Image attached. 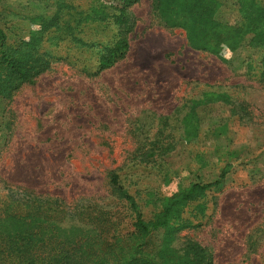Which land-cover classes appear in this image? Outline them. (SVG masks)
Listing matches in <instances>:
<instances>
[{"label": "rangeland", "instance_id": "rangeland-1", "mask_svg": "<svg viewBox=\"0 0 264 264\" xmlns=\"http://www.w3.org/2000/svg\"><path fill=\"white\" fill-rule=\"evenodd\" d=\"M160 1L157 12L150 0L128 6L133 25L126 57L88 77L82 69H94L102 47L93 43L107 45L123 31L82 25L74 36L89 43L83 46L71 37L59 40L56 28L42 33V20L54 19L60 7L61 14L77 15L91 4L119 0H0V28L9 43H23L31 55L39 49L65 58L22 85L7 106L0 102V119L12 122L0 177L65 204L50 224L16 222L12 230L29 229L35 242L62 238L67 252L87 253L85 264L133 258L131 264H174L189 257L193 245L206 263L264 264L258 55L248 47L231 53L223 46L219 55L196 49L200 37L189 42L188 30L177 26L187 19L166 13L179 2L166 8ZM207 1L214 13L204 16L225 28L240 26L238 0ZM110 172L122 191L109 184ZM223 173L216 187L174 204L194 184L213 183ZM167 208L165 226L145 237L136 233L138 216L154 221Z\"/></svg>", "mask_w": 264, "mask_h": 264}, {"label": "trees", "instance_id": "trees-1", "mask_svg": "<svg viewBox=\"0 0 264 264\" xmlns=\"http://www.w3.org/2000/svg\"><path fill=\"white\" fill-rule=\"evenodd\" d=\"M57 4L58 1L54 0ZM139 0H119L116 5H106L99 3L91 4L87 11H79L77 15L69 13L61 14L58 9L57 14L47 23L42 20V33L48 27L57 31V38L71 37L74 43H80L83 46H89L84 43L80 37H75L74 31L80 29L82 25L96 23L99 28L102 25H116L123 32L107 45H102L95 41L94 45H100L101 50L98 53L97 64L94 69L83 68L82 72L88 77H97L104 71L112 68L114 65L124 60L129 49L127 34L133 25L132 15L127 11L128 6L137 3ZM170 0H166L164 6L167 8ZM179 2L176 9H171L166 13L169 16H176L187 19L184 23H178L186 29L189 42L200 37V41L194 43L196 49H202L210 52L212 55H219L222 47L228 48L234 53L238 48L248 47L257 54L261 66L260 77L264 80V4L260 0H238L240 26L225 28L212 20L213 1L207 0H174ZM174 1L172 6H174ZM152 9L157 12L159 6H162L160 0H150ZM65 9H71L66 5ZM211 14L208 18L203 15ZM183 13L182 15H180ZM62 23V26H61ZM72 23H75L73 27ZM5 25L6 22H4ZM101 28V27H100ZM80 34V32H78ZM194 36V37H193ZM249 36L250 38H246ZM97 38V37H95ZM32 43H28V46ZM25 45L19 46L9 43L3 29L0 28V102H5L6 106L10 99L24 84H33L34 80L42 73L49 70L54 61L65 60V58L51 55L49 52L28 54L24 50ZM4 107V111L6 109ZM11 120H7L5 115L0 119V141H4L0 147V153L6 146L11 127ZM224 177L221 174L213 183L204 185L194 184L181 198L174 202H183L191 199L193 196L216 187ZM109 184L113 189L122 191V186L118 176L114 172L108 174ZM8 183L0 177V264H85L88 260L87 253L80 254L69 253L65 250L68 242L62 238H47L39 241L33 240V234L29 229L12 230V225L16 222H27L26 225L36 224L37 227L43 224H50L57 216L64 213L63 200L42 194H35L32 191L23 189ZM127 199L129 197H126ZM130 199V198H129ZM53 214V216L51 215ZM171 208H167L162 214L158 215L154 221L145 222L140 216L137 217L134 229L137 234L145 237L158 227H163L170 218ZM52 220L51 222H49ZM137 259L133 258L125 264H131ZM138 264H156L152 261L139 262ZM174 264H210L205 262L203 251L198 246L193 245L192 253L189 257L181 259Z\"/></svg>", "mask_w": 264, "mask_h": 264}]
</instances>
